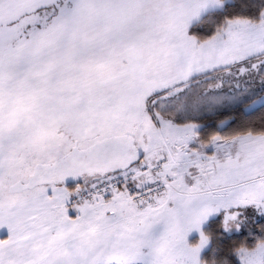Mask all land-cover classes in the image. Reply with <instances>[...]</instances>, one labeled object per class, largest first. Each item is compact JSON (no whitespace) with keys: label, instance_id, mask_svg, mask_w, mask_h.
<instances>
[{"label":"snow or ice","instance_id":"6c2138e0","mask_svg":"<svg viewBox=\"0 0 264 264\" xmlns=\"http://www.w3.org/2000/svg\"><path fill=\"white\" fill-rule=\"evenodd\" d=\"M0 264H264V0H0Z\"/></svg>","mask_w":264,"mask_h":264}]
</instances>
